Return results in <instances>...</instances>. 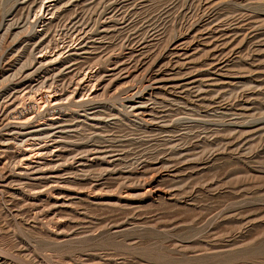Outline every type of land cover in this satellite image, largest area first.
I'll use <instances>...</instances> for the list:
<instances>
[{"label": "rangeland", "instance_id": "374dc122", "mask_svg": "<svg viewBox=\"0 0 264 264\" xmlns=\"http://www.w3.org/2000/svg\"><path fill=\"white\" fill-rule=\"evenodd\" d=\"M0 264H264V0H0Z\"/></svg>", "mask_w": 264, "mask_h": 264}, {"label": "bare ground", "instance_id": "6f19581e", "mask_svg": "<svg viewBox=\"0 0 264 264\" xmlns=\"http://www.w3.org/2000/svg\"><path fill=\"white\" fill-rule=\"evenodd\" d=\"M56 102H57V101H56ZM56 102H55V103H56ZM55 103H54V104H55ZM49 104H50V103H49ZM57 104H58V103H57ZM54 106H55V105H54ZM55 108H56V107H55ZM56 109H57V108H56ZM55 112L57 113L58 111H55ZM55 112H53V113H55ZM52 115H53V114H52ZM54 116H55V115H54ZM57 116H58V115H57ZM57 116H56V117H57ZM56 117H53V116H52V118H50V119H55ZM9 125H10V124H9ZM33 154H35V153H33ZM30 156H31V155H30ZM24 162H25V161H24Z\"/></svg>", "mask_w": 264, "mask_h": 264}]
</instances>
